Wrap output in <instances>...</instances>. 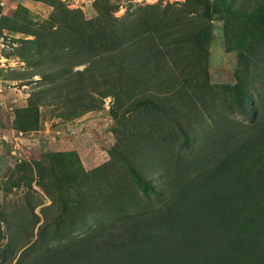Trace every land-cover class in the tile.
Listing matches in <instances>:
<instances>
[{
	"label": "rangeland",
	"instance_id": "rangeland-1",
	"mask_svg": "<svg viewBox=\"0 0 264 264\" xmlns=\"http://www.w3.org/2000/svg\"><path fill=\"white\" fill-rule=\"evenodd\" d=\"M190 1L210 15L188 14L208 23L206 35L168 52L169 65L153 69L158 78L95 95L97 108L74 117L58 81L40 76L45 69L87 66L83 41L70 26L128 22L146 6L172 14L187 1L0 0V264L71 247L102 223L157 207L163 195L149 198L137 179L163 193L175 159L189 164L217 138L253 125L264 81L255 76L248 83L250 115L236 106L246 83L243 58L261 73L251 26L243 13L224 15L204 6L206 0ZM60 228L73 237L58 241Z\"/></svg>",
	"mask_w": 264,
	"mask_h": 264
},
{
	"label": "trees",
	"instance_id": "trees-1",
	"mask_svg": "<svg viewBox=\"0 0 264 264\" xmlns=\"http://www.w3.org/2000/svg\"><path fill=\"white\" fill-rule=\"evenodd\" d=\"M186 1L172 14L146 6L128 22L70 26L83 41L87 59L82 64L87 66L75 72L73 66L45 69L41 79L58 81L76 117L97 108L95 95L145 82L150 75L158 78L160 72L153 69L169 65L168 52L203 38L209 28L188 15L191 9L201 16L209 13ZM216 1L206 0L204 6L229 16L243 13L251 26L252 56L260 59L255 69L261 73L252 71L243 58L240 81L246 83L236 105L250 115L248 83L255 76L258 83L264 81V0H243L240 8L236 0ZM254 117L258 120L254 118L251 127L217 138L193 162L182 165L175 159L163 193L137 179L149 198L163 195L157 207L114 218L72 241L71 247L59 245L19 264H264V98ZM116 200L127 204L124 197ZM73 234L60 228L56 239L69 240Z\"/></svg>",
	"mask_w": 264,
	"mask_h": 264
},
{
	"label": "built area",
	"instance_id": "built-area-1",
	"mask_svg": "<svg viewBox=\"0 0 264 264\" xmlns=\"http://www.w3.org/2000/svg\"><path fill=\"white\" fill-rule=\"evenodd\" d=\"M24 133L17 134V137L14 138L13 143L15 144V147L18 148L20 146V139L23 136Z\"/></svg>",
	"mask_w": 264,
	"mask_h": 264
}]
</instances>
